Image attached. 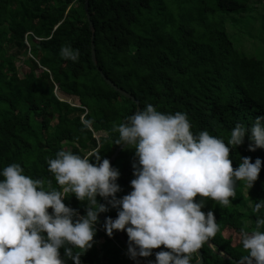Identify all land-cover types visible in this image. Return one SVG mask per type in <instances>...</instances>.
<instances>
[{"label":"trees","instance_id":"1","mask_svg":"<svg viewBox=\"0 0 264 264\" xmlns=\"http://www.w3.org/2000/svg\"><path fill=\"white\" fill-rule=\"evenodd\" d=\"M254 1L88 0L97 66L134 96L140 109L152 104L161 112H185L193 134L207 130L227 144L236 123L250 128L255 117L264 114V56L248 54L240 38L232 39L225 27L226 15L235 22L239 15L258 11L259 5H251ZM262 20L264 16L259 22L264 28ZM65 45L78 50L77 60L60 55ZM24 59L33 65L22 72L17 62ZM135 111V102L108 85L92 62L84 0H0V168L15 162L26 175L58 187L47 159L60 149L83 156L96 148L108 159L120 145L113 144L118 137L114 125ZM249 143L245 135L229 152L233 168L242 156L261 159L258 178L246 196L245 182L237 181L229 205L203 198L201 210L211 209L219 227L209 238L213 247H201L202 264H235L224 255L238 260L244 250L231 244L224 229L255 228L258 213L251 206L264 199V148L250 151ZM134 159V149L123 147L111 163L119 171L118 198L131 190ZM63 202L79 214L86 212L87 202L82 204L74 195ZM107 208L98 215L115 218L116 209ZM103 221L98 218L82 264L155 260L152 251L134 262L116 230L111 237L105 233Z\"/></svg>","mask_w":264,"mask_h":264},{"label":"clouds","instance_id":"2","mask_svg":"<svg viewBox=\"0 0 264 264\" xmlns=\"http://www.w3.org/2000/svg\"><path fill=\"white\" fill-rule=\"evenodd\" d=\"M60 55L75 61L79 53L65 45ZM190 129L185 112H161L152 104L114 125L118 137L113 144L133 148L135 157L131 190L119 198V171L101 158L99 148L83 156L60 149L47 159L58 187L26 175L15 162L0 168V264H67L68 260L82 264V254L92 246L98 214L109 205L116 216H106L102 227L109 237L113 230L126 233L127 254L134 262L163 245L147 264H193L194 254L219 227L211 209L201 210L203 198L227 206L236 197L237 181L249 189L258 178L260 158L242 156L233 168L229 152L230 146L243 143L245 135L250 151L264 148V114L256 116L250 128L236 123L227 144L207 130L193 134ZM70 195L88 203L84 214L63 202ZM261 210L264 199H257L251 206L258 213L255 228L240 230L238 243L244 254L235 264H264Z\"/></svg>","mask_w":264,"mask_h":264},{"label":"rangeland","instance_id":"3","mask_svg":"<svg viewBox=\"0 0 264 264\" xmlns=\"http://www.w3.org/2000/svg\"><path fill=\"white\" fill-rule=\"evenodd\" d=\"M251 5H259L258 11H252L247 15H239V18L237 21L232 22L229 20V17L231 15H226V29L229 34L232 35V39H235L236 37H239L240 43L242 45V48L244 51H246L248 54H253L255 56H264V28L260 27V21L262 17L264 16V0H257L251 3ZM249 15V16H248ZM250 17V20H249ZM264 20H262L263 22ZM235 29V31L233 30ZM261 33V34H260ZM236 36H234V35ZM18 68L20 71L27 70L28 68H31L33 65V62L24 59L22 61L17 62ZM51 84L54 85V82H51ZM56 87L54 86V90ZM69 101L71 98L69 97ZM246 190L247 187H244L242 189V194L246 196ZM240 231L233 230L230 227L225 228L223 231V234L225 237L231 239L232 245H240L238 243V234Z\"/></svg>","mask_w":264,"mask_h":264},{"label":"water","instance_id":"4","mask_svg":"<svg viewBox=\"0 0 264 264\" xmlns=\"http://www.w3.org/2000/svg\"><path fill=\"white\" fill-rule=\"evenodd\" d=\"M84 10L86 12V16H87V21H88V25H89V29L91 31V59H92V62L93 64L97 67V70L99 71L100 73V76L106 81V83L108 85H110L114 90H116L117 92H119L120 94H122L123 96L127 97V98H130L131 100H133L136 104V110L137 109H140V105L138 103V101L134 98V96H132L130 93L126 92L125 90H123L122 88L118 87L117 85H115L109 78H107L104 73L102 72V70L100 69V67L97 66V60H96V55H95V49H94V41H93V36H94V26L92 24V21L90 20V16L88 14V0H84ZM123 148L122 144H120L114 151L113 153L110 155V157L108 158L110 164L115 160L117 154L119 153V151ZM88 207V203H86V206H85V210L87 209ZM106 216H103V215H98V218L100 219H104ZM109 217V216H107ZM116 233L119 237V239L123 242V243H126L127 244V241L126 239L124 238V235H123V232L122 230H116ZM205 244L209 247H213L212 245V241L209 239L205 242ZM161 249L163 248H154L152 249L153 252H157V251H160ZM164 250H167V249H164ZM196 260H194L193 264H202L203 262V256H202V251H201V248L198 250V254H196ZM225 258L227 259H230L234 262H236L237 260L230 256V255H224Z\"/></svg>","mask_w":264,"mask_h":264}]
</instances>
